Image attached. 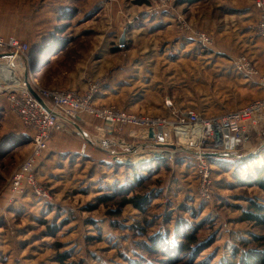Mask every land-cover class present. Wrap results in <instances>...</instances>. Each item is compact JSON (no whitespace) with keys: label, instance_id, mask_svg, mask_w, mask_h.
<instances>
[{"label":"rangeland","instance_id":"374dc122","mask_svg":"<svg viewBox=\"0 0 264 264\" xmlns=\"http://www.w3.org/2000/svg\"><path fill=\"white\" fill-rule=\"evenodd\" d=\"M232 1L0 0V36L29 43L43 89L85 88L83 94L99 82L104 89L96 104L102 107L174 120L165 105L171 99L180 110L210 117L264 97L258 83L264 73L254 61L260 76L238 75L245 86L235 91L233 81L204 69L196 58L214 51L232 61L247 56L231 51L243 42L232 37L237 43L230 44L238 25L219 9ZM119 16L130 25L123 48ZM218 30L226 37L220 39ZM199 34L211 44L203 46ZM5 99L1 93L0 264H242L250 256L264 264V225L244 215L251 200L264 205L256 172L264 166V153L250 166L212 164L208 201L197 193L195 168L184 175L185 169L175 167L173 175L166 171L172 162L161 170L149 166L147 184L128 195L146 194L147 206L121 210V199L101 200L121 192V157L93 147L82 153L80 136L55 132L36 165L37 183L50 194L43 199L28 180L14 191L12 176L32 153L33 134ZM201 105L205 110L195 108ZM171 138L190 145L189 139ZM190 231L196 243L185 254Z\"/></svg>","mask_w":264,"mask_h":264},{"label":"built area","instance_id":"2783aa9c","mask_svg":"<svg viewBox=\"0 0 264 264\" xmlns=\"http://www.w3.org/2000/svg\"><path fill=\"white\" fill-rule=\"evenodd\" d=\"M254 2L260 15L256 22L248 25V29L264 38V0H254ZM199 36L203 46L207 47L211 44L208 37L201 34ZM0 54L24 56L33 61L29 43L14 36H0ZM232 64L239 74L260 76L248 56L243 55L232 61ZM35 77L34 72H31V85H28L13 63L0 64V94L6 93L11 112L19 117L22 124L33 134V151L20 163L12 176V185L14 191L18 192L22 190L24 180H28L29 186L35 190L38 197L43 199H49L50 194L37 183L36 165L39 158L47 152L52 134L60 131L68 132L70 127L66 121L79 125L102 140H116L115 135L121 133L123 135L121 143L145 142L165 145L166 135L169 134L171 138L176 129L180 128L187 135L186 139L190 140L188 147L199 152L234 153L252 148L264 137V97L234 111L210 117L193 108L180 110L171 99H166L165 105L175 118L169 120L97 105L96 97L104 89L99 82L90 84L85 93L80 94L73 90L43 89L38 86ZM258 83L264 86V74L260 76ZM35 94L41 97L45 105L36 98ZM54 113H58L60 117L55 116ZM134 129L138 131L137 135L132 133ZM156 129L162 130L159 139L154 141L150 132ZM171 143L175 144L172 138ZM90 147L89 144L84 143L82 153ZM141 152L150 156L151 151ZM158 153H161L159 157L149 158L173 163L176 155L181 154L192 160L197 174L198 195L206 201L212 198V163L207 157L178 152L158 151ZM148 161L150 160L147 159L143 163Z\"/></svg>","mask_w":264,"mask_h":264},{"label":"water","instance_id":"95a60500","mask_svg":"<svg viewBox=\"0 0 264 264\" xmlns=\"http://www.w3.org/2000/svg\"><path fill=\"white\" fill-rule=\"evenodd\" d=\"M119 24L121 25L119 43H120V47L123 48L125 47L127 42V29L130 25L122 16H119ZM32 62L33 61L28 60V58L24 56L22 57V56H15L14 54H0V64L13 63V65L17 68L22 78L27 82L28 85H31L30 73L34 72L37 69V66ZM35 96L42 104L45 105L41 97H39L36 94ZM49 109L51 110V107H49ZM54 114L55 116L60 117L58 113H54ZM66 122L70 127L68 129L69 134H76L80 136L85 143L89 144L93 148L120 156L121 161L119 162L126 163L128 165L134 162V159L132 157L133 154H137L145 150L152 151L154 149L164 152H178L183 154H190L193 156L201 155L203 157H207L208 159H219V160L232 161V162L246 161L257 157L259 154L264 152V137L259 143L254 145L252 148L237 151L234 153L199 152L189 147H182L175 144L164 145V144L145 143V142L117 143L116 141L110 139L102 140L94 137L92 134L84 130L79 125L70 121H66ZM137 132L138 131L135 129L132 131L134 135H137L138 134Z\"/></svg>","mask_w":264,"mask_h":264},{"label":"crops","instance_id":"0c3cea01","mask_svg":"<svg viewBox=\"0 0 264 264\" xmlns=\"http://www.w3.org/2000/svg\"><path fill=\"white\" fill-rule=\"evenodd\" d=\"M229 3H231V5L229 6L223 5L219 9L223 11L224 13L223 15H225L226 18L228 17L231 18V22L229 23H235L238 25V28H237L238 31L237 30L234 31V36H233V33H230V44H232L233 46V43H237L232 37H236V39H238L239 42L241 41L243 42L241 49L237 48L233 50V48H231V51L236 52V53L242 52L245 55L249 56L250 59L252 58L251 60L255 62L257 68L259 67L260 70L264 73V38L257 36L255 33H253L252 31L248 29L249 24L254 23L259 19L260 11L256 7L254 0H245L244 2L243 0H233L232 2H229ZM225 33L226 32L224 30L223 31L218 30L217 36L220 39H223L226 37L224 35ZM31 44L33 45L32 42ZM31 56L33 57L35 55L31 54ZM196 58L198 60H203V63H204L203 67H205L204 69L208 68L209 71L215 70L216 72H218L219 75L221 74L220 76L222 78H224V76H227L226 77L227 80L230 79L228 80L229 82L233 81L232 85L235 91L239 87L245 86L242 84V82H245L244 80L237 79V76L240 74L237 73V71L235 70L232 64V60L229 58V55L225 54V52L218 53L217 51H214V53L211 52L210 54H207L206 56H203V57L198 56ZM67 89H72L78 92H82L85 88L82 90L77 89V88H67ZM230 93L232 94V91ZM251 101H248L247 103ZM243 106L244 104L242 106L237 107L236 109L243 107ZM195 108L199 110L200 109L205 110V105L204 106L201 105V107L197 106ZM221 161H225V160H221ZM221 161L211 162V163L215 164L216 166H222ZM170 165L174 168V170L176 169L175 167L181 166L182 167L181 169L186 170L184 172V175L187 174L188 172L187 170L191 171V168H195V165L192 162V160H188V158L185 157L184 155H182V157H180L177 162H174Z\"/></svg>","mask_w":264,"mask_h":264},{"label":"trees","instance_id":"16d2710c","mask_svg":"<svg viewBox=\"0 0 264 264\" xmlns=\"http://www.w3.org/2000/svg\"><path fill=\"white\" fill-rule=\"evenodd\" d=\"M31 52H32V49H31ZM4 109L6 111L8 110V106L6 105V103L4 104ZM180 157H182L181 154L176 155L175 162H177ZM256 158L257 157H255L254 159H256ZM254 159L253 158L249 159L247 162H249L250 160H254ZM116 164H121V163H116ZM165 165H166V163L164 162L163 164L159 165L157 167V169L161 170V168ZM121 168H124V166H121ZM124 169H125V171H122V172L124 173L123 176H124L125 181H123V183H121V186H122L121 192L113 193L112 196L101 198V200L103 201V203H109L110 201H113V203H114V202L118 201L119 199H121V203H120L121 210L128 205H132L136 209L143 211L149 202L148 196L145 194V195H136L133 197H129L128 195L133 193L134 190L143 189L144 185L147 184L146 183L147 181L145 180L146 178H144V177H146V175H145L146 169H135L132 172L128 171L126 168H124ZM256 170H257L256 171L257 175L259 177H261L260 178L262 181L261 186L264 189V166L258 167ZM166 171H169L170 173H172L174 175V172H173L174 168L170 164H167ZM122 172H121V175H122ZM121 181H122V179H121ZM130 185H132V186H130ZM244 215H245L246 221L253 222V223L257 224L258 226L264 225V205H261L260 203L254 201V200H251L250 205L247 207V210L245 211ZM188 235H189V239H191V242L189 243V246L186 249H184L183 252H185V254L188 250H191V249H189L190 246H192L194 243H196V241L194 240V232L190 231ZM156 248H158V247L155 244L154 249L151 248V250L153 252H155L157 250ZM249 259L250 260H242L241 261L242 264L243 263H245V264H256L255 262H257V263L259 262V260H256L253 256H250Z\"/></svg>","mask_w":264,"mask_h":264},{"label":"bare ground","instance_id":"6f19581e","mask_svg":"<svg viewBox=\"0 0 264 264\" xmlns=\"http://www.w3.org/2000/svg\"><path fill=\"white\" fill-rule=\"evenodd\" d=\"M161 130L162 129H156V131L150 132V136L155 139L154 141L159 139V133L161 132ZM173 135L178 137V138H182V139H186L187 138V135L184 133V130L180 129V128L176 129V131L173 133ZM138 136H140V135H138ZM166 137H167V141H165V143H166L165 145H171L172 143H171V138L169 137V134L166 135ZM120 140L121 139H119V140L116 139L114 141H116L117 143H121ZM158 151H160V150L154 149L149 154H150V156H153V157H157V156L159 157L161 155V153H158ZM263 153L264 152H262L261 154H263ZM143 154H142V152H140L138 154L132 155V157L134 159V162L132 164H130V165H128L126 163H121V166H124V168H126L128 171L132 172L135 169H148L149 166H152V168H155V167L157 168L159 165H161V164H163L165 162L163 160L159 161V159H158V161L156 159H151L150 160V158H149L150 156L149 155H146V154L143 155ZM261 154H259L256 159L253 158L254 159L253 161L259 160V158L261 157L260 156ZM147 159H149L150 161H148L147 163H143ZM208 160H210L211 162H219V161H221V160L218 161V159H208ZM221 163H222V165L230 164V165H233L234 167H239V165H242V164L244 166H246L248 162L241 161V162H233L232 163L231 161H221ZM248 165L249 166L251 165L250 162L248 163ZM256 166H257V164H256Z\"/></svg>","mask_w":264,"mask_h":264}]
</instances>
